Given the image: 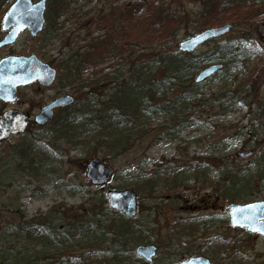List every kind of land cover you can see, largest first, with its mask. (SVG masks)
Here are the masks:
<instances>
[{
  "label": "rangeland",
  "instance_id": "rangeland-1",
  "mask_svg": "<svg viewBox=\"0 0 264 264\" xmlns=\"http://www.w3.org/2000/svg\"><path fill=\"white\" fill-rule=\"evenodd\" d=\"M11 1L13 0H0V18ZM135 1L79 0L71 7L75 8L78 17L86 14L85 20L93 23L101 10L108 12L111 5L115 8L128 7ZM250 1L256 2L252 9L243 12L224 11L226 13L223 12V21L211 26L203 22L208 16L198 20L196 15L201 11L202 0H146L144 8L151 10L152 5L161 6L165 12L162 19L150 16L152 21L162 20L167 30L164 29L152 39L162 37L164 40L154 44L149 41L145 46L141 43L136 46L135 38H142V30L133 23H130L126 34L127 40H130L128 50L139 60V54L145 48L150 47L147 51L150 52L152 47L166 44V49L181 52L177 48L181 40L207 28L230 24L231 27L225 34L203 41L191 52L183 53H188L191 58L203 55L211 51L214 44H223L229 39L236 46H240L243 52L250 51L246 62L235 63L231 72L217 74L204 85L201 92L205 95L204 99L210 98L216 91L226 88L227 84L232 87L230 76H236L255 88L254 92L248 93L249 104L237 103L222 111L218 109L219 102L216 101L206 103L205 107L185 111L192 123L181 127L173 135L165 133L166 117L154 112L148 113L145 118L139 117L141 123L146 119L145 125L141 128L139 122L140 127L134 129L136 132L144 128L143 135L133 137L127 150L112 155L105 149L94 150L92 147L95 143L85 145L81 137L86 134V129H81L77 122L74 123V130L66 128L63 132L59 121L66 114L60 108L55 111L54 119L46 125H32L23 134L11 135L0 143V250L13 256L8 260V256L3 254V264H23L22 254L39 251L44 244L51 241L52 246L59 249L52 254L55 261L58 264H72L70 262L95 249L93 221L100 218L99 222L108 226H112L113 222H120L116 211L107 206L106 191L124 188L136 191L138 199V211L136 217L129 220L130 225L139 224L138 231L146 237V241H151L149 244H155L157 248V254L152 261H144L138 256L129 259L130 264H177L189 257L186 253L190 250L194 254L207 256L212 264H264V236L230 227L228 216L229 203L242 204L264 197L263 179L252 182V188L247 193L254 194H251L248 201L241 200V197H245L243 193L238 197L240 200L234 199L237 197V184L243 183L244 178L236 183L230 174L243 170L245 173L253 172L254 166L264 159V107L262 109L261 104L256 102L264 99V8L263 11H258L259 2L264 1ZM250 10L255 11L250 17L237 19ZM144 14L145 11H138L137 16L133 14L132 18V13L128 16L135 21V17ZM174 15L175 18L182 16L181 21L175 23ZM62 19H67L68 23L57 32L63 34L65 31L64 36L70 35L73 43L84 44L89 36L96 38L105 31L95 21L87 29L90 32L87 35L86 26L77 27L71 15H64L57 21ZM42 38L43 33L36 38L22 33L11 47L0 48V58L11 52L35 53L48 62L54 60L51 63L54 64L62 56L60 51L64 49L61 39L64 37H53L46 42ZM118 45L122 51L123 45ZM118 57L119 51L107 49L95 67L87 65L82 72L83 76L95 78L100 72L93 73V70L104 69V72H108L118 68ZM213 60L196 66L193 73L183 76L182 80L193 78L209 63H220L221 67L225 65L223 58ZM121 67L126 74L129 73V64L123 62ZM250 74L253 77L251 82L248 81ZM57 80L45 87L34 83L18 89L13 102L4 105L0 101V110L18 108L35 114L39 102L46 103L66 91L74 95L76 101L75 92L68 86L62 88ZM180 83H168L162 96L178 97L184 91ZM109 87L112 89V85ZM109 87L100 90L105 94L101 96L102 99L108 98ZM255 143L256 148L253 150L252 145ZM17 147L24 148L29 153L26 159L31 158V162L28 165L35 161L36 167L29 168L26 161L13 157L12 150ZM250 149L254 152L248 158L239 159L235 155L239 150L245 152ZM94 158L102 160L112 168L110 180L102 187L91 183L86 177V165ZM219 167L228 170L221 174ZM149 177L154 182L146 185L143 192L142 183ZM227 185L231 188L228 191L234 195L231 199H227L223 191H220L221 188L227 190ZM22 217L25 220L23 226L28 224L35 228L29 229L28 235L20 230L22 225L19 221ZM83 218L87 222L75 225V222L82 221ZM40 222L44 223L38 226ZM85 225H88L87 229L83 228ZM52 232H65L71 239L55 240ZM111 238L109 233L106 240L110 241ZM42 264L51 263L43 260Z\"/></svg>",
  "mask_w": 264,
  "mask_h": 264
},
{
  "label": "trees",
  "instance_id": "trees-1",
  "mask_svg": "<svg viewBox=\"0 0 264 264\" xmlns=\"http://www.w3.org/2000/svg\"><path fill=\"white\" fill-rule=\"evenodd\" d=\"M47 1V8L45 10L46 24L42 30V41L45 40L44 42H46L48 39H53V37L58 36L59 38L64 37L61 39L64 49L60 51L62 56L59 60H56L53 65L58 67V85H61L62 88L66 86L70 87L76 95V101L67 108L62 109L61 112H64L66 115L59 121L61 122L59 125L62 126L61 129L64 132L66 128L74 130V123L77 122V125H80L81 129H86V134L81 137V141L87 146L91 143H95L92 148L96 151L105 149L112 155L127 150L130 140L136 135L142 136L145 132L144 128L136 132L134 129L140 125L139 117L145 118L148 113L153 114L154 112L157 115L166 117V121H164L166 123L165 133L167 135H173L181 127H185V125L192 123L188 117V112L185 111L205 107L206 103L211 104L216 101L219 102L218 109L224 111L233 105H237V103H247L248 93H252L255 90V88L251 86V84L249 85L244 79L239 80L236 76H230V83H233L232 87L227 84L226 88L216 91L212 94V97L205 99V95L201 93L204 85L210 82L214 76L225 72H231L235 63L240 64L241 61L246 62L249 58L248 55H250V51L246 50V52H243L241 47L236 46L230 39L226 40L223 44H214L211 51L193 58L189 57L188 53L178 52L175 49H166V44H160L156 47H152L150 52H147L150 47L143 49L144 52L139 54L140 59H135L136 56H133V53H130L128 50L130 42V40H127L126 36L128 27L130 23H133L135 27L138 28V26H140L142 30V38L140 39L139 36L135 38L136 40L134 43L136 46L140 43L142 46H145L149 41L152 44L162 42L164 40L162 37L157 40L152 38L157 37L160 32L164 31V22L162 20H151V17L156 19L164 18L162 16L165 12L161 6L155 7L152 5L153 8L151 10L149 8L146 9L143 7V4H146V0H136L133 4L124 8H115L111 5L108 12H104L105 9L101 10L94 19L96 23L105 30L103 35L96 36V38H91L89 36L87 42L78 44L72 42L70 35L64 36L65 31L63 34L57 32L68 23L67 19H62L60 22H58L57 19L64 17V15H71L77 27L86 26L87 35L90 33L87 29L92 24H95V21L91 23L87 19L85 20L86 14L81 18L78 17L75 8L71 6L79 0ZM259 3L258 11L261 12L263 11L264 3ZM201 4V11L196 14L198 20H202L204 17L208 16V19H205L203 22L212 26L213 24H220L223 21L225 17L223 16L225 15L223 14L224 11L241 10L243 12L244 10L252 9L256 2H251L250 0H202ZM138 11H145V14L135 17L136 20L133 21L128 14L132 13L133 18L134 15L137 16ZM250 11L244 12V14L238 16L237 19L244 20L250 17V14H254L255 12L252 10ZM148 12H150V14H148ZM181 19L182 16H177L175 18L174 15L173 20L175 23L180 22ZM226 19L227 17L225 20ZM154 24L155 26H153ZM156 26L157 28H155ZM165 31L167 30L165 29ZM118 43L123 45L122 51ZM107 49L119 51L118 68L109 70L108 72H104V69L93 70V73L100 72V75L95 78H91L88 75L84 77L82 72L87 65L95 67L100 56L104 55ZM213 58H223L225 62V65L217 70L215 74L205 77L204 80L200 82L195 81V75L193 78L190 77L188 81L182 80L183 76L192 74L196 66L214 61ZM49 61L53 63L54 60L51 59ZM123 62L129 64L128 74L122 70L121 65ZM248 77L250 78L248 81H253L251 74L248 75ZM172 81L181 82L180 84L183 85L182 90L184 91L182 94H179L178 97L165 98L162 94H165L164 90L167 88V84ZM109 85H112V89ZM106 87L110 88V92L108 98L102 99L101 96L105 94L100 90H104ZM244 94H246V96ZM94 96H96V98ZM256 102L261 104V108L263 109L264 99ZM145 123L146 119L142 121L140 125L141 128ZM256 144L257 143L252 145L253 150L256 148ZM28 154L29 153L21 147L12 150L13 157H15V159L20 157V161H26V165L31 162V158L26 159ZM34 165L35 161L32 165H28V167L33 169L36 167ZM23 168L25 171H28L26 166H23ZM227 170L228 169L225 167H219L218 169L221 174L226 173ZM230 174L232 175L231 178H233V181L235 180L236 183H240V180L244 178L243 183L237 184V188L235 189L237 197L234 199L240 200L238 197H241L240 193H243L245 197H241V200L248 201L249 198H251L250 196H252L251 194H254V192L251 194L247 193L250 192L249 189L252 188V182L254 180L262 181L264 179V159L261 160V163L254 166L253 172L245 173V170H243L235 174L231 172ZM152 181L154 182L152 177H149L142 183L141 189H143V192L145 186L150 185ZM227 186V190L221 188L220 191H223L227 199H231L234 195L228 191L231 190V188L229 189L230 186ZM263 187L262 185V188ZM259 196L260 194L258 197ZM104 207L107 206L105 205ZM116 213V215L120 216V222H113L112 226H108V224L102 225V223L99 222L100 218L93 221V233H95L96 236L93 234L92 237L94 240L95 236V249L89 253H85L74 262L70 263L130 264L129 259L138 257L136 252H134L137 244L140 242L148 244L151 241H146V237H143L138 231L139 224H136V226L130 225L129 220L132 218L124 217L117 211ZM19 222L21 223L20 225H22L20 230L24 231L27 235L29 234V229H35L32 226H28V224L23 226V223H25L23 217ZM80 222H87L86 218H83L82 221L78 220V222H75V225H79ZM43 223L44 222H40L37 225L40 226ZM87 227L85 225L83 228L87 229ZM109 233L112 238L110 241H107L106 237ZM51 235L53 239L59 241H62V239H64V241L71 239L70 235L65 232H52ZM43 246L44 247L39 251L33 250L32 253L26 252L22 254L21 260L23 264H42L43 260L51 264H58L52 254L59 251V249L52 246V241ZM3 254L8 256V260L13 258L12 254L3 253V251L0 250V264L4 263L2 258Z\"/></svg>",
  "mask_w": 264,
  "mask_h": 264
},
{
  "label": "water",
  "instance_id": "water-1",
  "mask_svg": "<svg viewBox=\"0 0 264 264\" xmlns=\"http://www.w3.org/2000/svg\"><path fill=\"white\" fill-rule=\"evenodd\" d=\"M46 3V0H13L0 21L1 30L5 32L0 39V48L14 42L23 30H27L31 36H37L45 24ZM230 27V24H223V26L204 29L190 38L181 40L178 43V48L180 51L191 52L203 41L220 37ZM220 67V63L205 66L194 79L196 82H200L205 77L214 74ZM55 77L56 68L42 61L36 54H11V56L3 57L0 60V99L4 102L14 101L17 86H23L34 81H38L42 86L50 85ZM74 100L73 95L69 93L56 97L35 114L33 117L34 122L38 125L46 124L47 121L52 119L54 108L57 106L66 107ZM29 122L28 114L20 109L3 110L0 114V142L10 135L25 132ZM252 153V150L245 152L239 150L235 155L240 159L248 158ZM86 169L88 180L99 186L108 182L112 174V168L98 158L92 159L86 165ZM106 200L110 209L120 211L127 217L136 216V191L129 188H124V190L107 189ZM229 208L231 226H248V230L251 232L260 231L264 235V199L242 204L231 202ZM135 252L148 262L156 254V246L154 244H139L135 248ZM179 264H210V261L201 256L191 257Z\"/></svg>",
  "mask_w": 264,
  "mask_h": 264
},
{
  "label": "flooded vegetation",
  "instance_id": "flooded-vegetation-1",
  "mask_svg": "<svg viewBox=\"0 0 264 264\" xmlns=\"http://www.w3.org/2000/svg\"><path fill=\"white\" fill-rule=\"evenodd\" d=\"M0 29H1V24H0ZM22 33H27V31L25 30V31H23ZM21 33V34H22ZM3 37V34L0 36V39ZM11 45L12 44H10V45H8V46H10L11 47ZM3 47H5V46H3ZM11 54H14L13 52H11V53H8V54H6V55H3L1 58H3V57H6V56H11ZM1 58H0V60H1ZM40 59H42V58H40ZM43 60V59H42ZM45 61H47V60H45ZM48 62V61H47ZM48 63H50V62H48ZM34 83H37L39 86H42L38 81H34L33 83H29V84H25V85H23V86H17L18 88H17V90H16V92L14 93V98L16 99V95H17V91H18V89H20V88H22V87H24V86H30V85H32V84H34ZM42 87H45V86H42ZM66 93V92H65ZM62 94H64V93H62ZM62 94H60V95H62ZM57 96H59V95H56V97ZM56 97L54 98V99H56ZM14 99V100H15ZM53 99V100H54ZM53 100H50V101H48V102H46V103H44V102H39L38 103V111L37 112H39L42 108H43V106H45L47 103H49V102H51V101H53ZM2 103H4V105H6V103H8V102H4V101H2V100H0ZM13 102V101H12ZM57 108H60V107H56V108H54L53 109V111H54V113H55V111L57 110ZM5 109H11V108H4L3 110H5ZM18 109V108H17ZM3 110H1V112L0 113H2L3 112ZM21 110V109H20ZM23 111V110H22ZM24 112V111H23ZM37 112H35V114L37 113ZM24 113H27L28 114V116H29V119H30V122L28 123V125L26 126V129H29V128H31L32 127V125H35V122H34V116H35V114H32V112L31 113H29V112H27V111H25ZM260 198V197H259ZM255 199V200H252V201H258V200H263L264 199V197L263 198H261V199ZM247 203H252V202H247ZM230 204V203H229ZM263 215H264V212H263ZM229 216V215H228ZM231 216H229V225H230V221H231ZM230 227H234V228H240L241 230H245L246 232H248V233H250V234H254V233H256V234H258V235H260V236H264V235H262L261 234V232L260 231H254V232H251L250 230H248V226H231L230 225ZM191 251V250H190ZM185 252L189 257L188 258H186V259H183V260H187V259H190L191 257H205V258H207L209 261H210V264H212V261L207 257V256H204V255H198V254H194V252L193 251H191V252ZM183 260H180V262H182Z\"/></svg>",
  "mask_w": 264,
  "mask_h": 264
}]
</instances>
